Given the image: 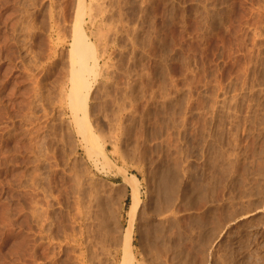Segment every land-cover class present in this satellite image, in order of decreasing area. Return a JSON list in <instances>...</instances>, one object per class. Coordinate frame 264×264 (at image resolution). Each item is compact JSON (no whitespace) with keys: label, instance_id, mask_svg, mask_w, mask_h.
Wrapping results in <instances>:
<instances>
[{"label":"rangeland","instance_id":"1","mask_svg":"<svg viewBox=\"0 0 264 264\" xmlns=\"http://www.w3.org/2000/svg\"><path fill=\"white\" fill-rule=\"evenodd\" d=\"M76 1L0 0V264H70L71 258L76 260L71 264H119L123 248L117 239L129 224L131 197L119 168L139 182L131 231L135 262L264 264V0H84L82 26L96 47L101 44L100 72L89 74L87 102L107 162L100 157L95 163L74 132L64 92L70 86ZM71 159L76 165L83 159L80 168L87 165V173L69 166ZM77 173L84 176L78 179ZM88 178L98 185L90 187ZM74 180L88 183L93 195L84 197L86 206L79 205L81 211L92 209L81 216L72 199L71 190L80 183ZM63 191L67 194L59 196ZM62 219L71 220L64 222L67 227Z\"/></svg>","mask_w":264,"mask_h":264},{"label":"bare ground","instance_id":"2","mask_svg":"<svg viewBox=\"0 0 264 264\" xmlns=\"http://www.w3.org/2000/svg\"><path fill=\"white\" fill-rule=\"evenodd\" d=\"M96 1V0H95ZM111 2V1H110ZM123 2V1H122ZM127 2V1H126ZM133 2V1H132ZM89 3V2H88ZM115 3V2H114ZM117 3V2H116ZM119 3V2H118ZM140 3V2H139ZM205 3V2H204ZM213 3V2H212ZM85 2H84V0H77L76 1V11H75V14H74V19H73V23H72V27H71V41H70V46H69V49H68V61L67 62H69L68 63V67H69V73H70V86H69V88H67V90H65L64 88V92L66 93L65 95H66V97H67V101H68V105L70 106V108H71V110H72V119L71 120H73V122H74V124L73 125H75V131L74 132H77L78 134H79V138H78V140H80L79 142H81V146H82V148H84V150L86 151V154L85 155H87V158H89V159H91L92 160V162L93 163H95L96 162V160H99V158L100 157H102V159L104 160V162H107V159H105V157H106V155H105V148H106V146L103 144V142H101V141H103V140H101V138H100V140H98V138H99V136H100V134L98 133L100 130H98V131H96L94 128H93V126H97L96 124H93V126H92V123L90 122V119H89V117H88V102H87V95H88V93H89V91H90V89H91V82H90V79H89V74L91 73V72H95L96 70H97V72H100V70L98 71V69H99V60H98V56H99V54H98V44L99 45H101L100 43H98V41H97V47H96V43L95 42H93L92 41V39L88 36V34L84 31V28H83V26H82V23H83V20H84V15L86 14L85 13V8L87 7H85ZM102 4V3H101ZM135 4V3H134ZM113 5H115V4H113ZM118 5V4H117ZM131 5V4H130ZM202 5V4H201ZM97 8H98V6H96ZM119 7V6H118ZM18 8V7H17ZM97 8H94L95 10H97ZM141 8H143V7H141ZM208 8V7H207ZM90 9V8H89ZM140 9V8H139ZM144 9V8H143ZM142 9V10H143ZM49 10V9H48ZM91 10V9H90ZM99 10V9H98ZM103 10V9H102ZM101 10V11H102ZM133 10V9H132ZM136 10V9H135ZM141 10V9H140ZM50 11V10H49ZM100 11V12H101ZM212 11V10H211ZM137 12V11H136ZM139 12V11H138ZM210 12V11H209ZM204 13V12H203ZM212 13V12H211ZM87 14H88V12H87ZM90 14V13H89ZM216 14V13H215ZM58 15V14H57ZM204 15V14H203ZM217 15V14H216ZM218 16V15H217ZM48 17V16H47ZM200 17V16H199ZM205 17V16H204ZM211 17V16H210ZM213 17V16H212ZM132 18V17H131ZM134 18V17H133ZM218 18V17H217ZM216 18V19H217ZM55 22V21H54ZM202 22V21H201ZM208 22V21H207ZM52 23V22H51ZM55 24V23H54ZM58 24H60V23H58ZM57 24V25H58ZM204 24H206V22L204 23ZM18 25V24H17ZM56 25V24H55ZM209 25V24H208ZM63 26V25H62ZM61 26V27H62ZM65 26V25H64ZM99 26V25H98ZM212 26H213V24H212ZM50 27H51V25H50ZM57 27V26H56ZM208 27V26H207ZM214 27V26H213ZM20 28V27H19ZM25 28H28V27H25ZM59 28V27H58ZM65 28V27H64ZM211 29V28H210ZM214 29V28H213ZM203 30H205V29H203ZM67 31V30H66ZM207 32V31H206ZM209 32V31H208ZM41 34V33H40ZM201 34V33H200ZM206 34V33H205ZM204 34V35H205ZM209 34H210V32H209ZM200 36V35H199ZM15 39V38H14ZM22 39V38H21ZM23 40V39H22ZM21 40V41H22ZM98 40V39H97ZM201 40V39H200ZM28 41V40H27ZM14 42V41H13ZM95 43V44H94ZM55 44H57L56 42H55ZM104 45V44H103ZM103 45H102V47H103ZM24 46V45H23ZM104 46H106V45H104ZM33 47V46H32ZM102 47H100V48H102ZM104 48V47H103ZM15 49V48H14ZM20 49V48H19ZM29 49V48H28ZM17 50V49H16ZM104 50V49H103ZM17 53V52H16ZM4 55V54H3ZM15 55V54H14ZM25 55V54H24ZM67 56V55H66ZM100 56H101V54H100ZM14 57V56H13ZM32 57V56H31ZM34 58V57H33ZM25 59H26V57H25ZM108 59V58H107ZM19 60V59H18ZM27 60V59H26ZM33 59H31V61H32ZM36 60V59H35ZM29 61V60H28ZM63 61V60H62ZM105 61V60H104ZM66 62V61H65ZM109 62V61H108ZM107 62V63H108ZM32 63V62H31ZM263 63V62H262ZM22 64H23V62H22ZM62 64V63H61ZM103 64H105V62L103 63ZM62 66V65H61ZM107 66V65H106ZM24 67H26V66H24ZM23 68V67H22ZM25 69V68H24ZM28 69V68H27ZM106 69V68H105ZM262 69V68H261ZM32 70V69H31ZM27 71V70H26ZM103 71V70H102ZM111 71V70H110ZM264 71V70H263ZM105 72V71H104ZM23 73V72H22ZM24 73H26V72H24ZM111 73H112V71H111ZM27 74V73H26ZM107 75V74H106ZM21 76H22V74H21ZM27 76V75H26ZM113 76V75H112ZM108 77V76H107ZM64 78V77H63ZM101 80V79H100ZM107 80V79H106ZM35 81V80H34ZM93 82V81H92ZM62 83V82H61ZM65 85V84H64ZM105 85V84H104ZM68 87V86H67ZM99 87V86H98ZM104 87V86H103ZM110 87V86H109ZM57 95V94H56ZM93 95H94V93H93ZM92 97V96H91ZM58 98H59V96H58ZM62 98V97H61ZM98 98V97H97ZM64 99V98H63ZM99 99H101V98H99ZM98 101H100V100H98ZM32 103V102H31ZM98 103V102H97ZM227 103V102H226ZM95 104H96V102H95ZM100 104V103H99ZM103 104H104V102H103ZM183 104V103H182ZM181 104V105H182ZM212 104V103H211ZM210 104V105H211ZM214 105V104H213ZM99 106V105H98ZM241 106V105H240ZM263 106V105H262ZM207 107V106H206ZM261 107V106H260ZM256 108V107H255ZM181 109V108H180ZM179 109V110H180ZM186 109V108H185ZM241 109V108H240ZM239 109V110H240ZM210 110V109H209ZM227 110H229V109H227ZM226 110V111H227ZM252 110V109H251ZM92 111V110H91ZM184 111V110H183ZM223 111V110H222ZM255 111V110H254ZM6 112V111H5ZM180 112V111H179ZM197 112V111H196ZM71 113V112H70ZM92 113H93V111H92ZM113 113V112H112ZM224 113V112H223ZM208 114V113H207ZM222 114V113H221ZM262 114V113H261ZM115 115V114H114ZM185 115V114H184ZM187 115V114H186ZM260 115V114H259ZM71 116V115H70ZM218 116V115H217ZM227 116V115H226ZM253 116V115H252ZM262 116V115H261ZM110 117V116H109ZM182 117V116H181ZM185 117V116H184ZM203 118V117H202ZM207 118V117H206ZM229 117H227V119H228ZM231 119H232V117H230ZM230 118H229V120H230ZM254 118V117H253ZM257 118H258V116H257ZM61 119H63V118H60V120ZM214 119V118H213ZM236 119V118H235ZM241 119V118H240ZM204 120V119H203ZM221 120V119H220ZM225 120H226V118H225ZM237 120V119H236ZM243 120V119H242ZM263 120V119H262ZM113 121H115L116 122V119L115 120H113ZM180 122H181V120H179ZM183 121V120H182ZM186 121V120H185ZM194 121H196V119H194ZM200 121V120H199ZM198 121V122H199ZM217 122H218V120H216ZM228 121V120H227ZM257 121V120H256ZM72 122V123H73ZM179 122V123H180ZM222 122V121H221ZM226 122V121H225ZM254 122V121H253ZM93 123H95V122H93ZM102 123V122H101ZM114 123V122H113ZM112 123V124H113ZM194 123V122H193ZM237 123V122H236ZM242 123V122H241ZM244 123V122H243ZM119 124V123H118ZM216 124V123H215ZM70 125V124H69ZM116 125V124H115ZM121 125V124H120ZM183 125V124H182ZM205 125V124H204ZM213 125V124H212ZM229 125V124H228ZM234 125V124H233ZM246 125V124H245ZM114 126V125H113ZM112 126V127H113ZM189 126V125H188ZM214 126V125H213ZM217 126V125H216ZM237 126H238V124H237ZM242 126V125H241ZM248 126V125H247ZM117 127H118V125H117ZM198 127V126H197ZM200 127V126H199ZM206 127V126H205ZM223 127V126H222ZM96 128H100V127H96ZM115 128V127H114ZM179 128V127H178ZM214 128V127H213ZM249 128V127H248ZM73 129V128H72ZM109 129V128H108ZM111 129H113V128H111ZM189 129V128H188ZM192 129V128H191ZM201 129V128H200ZM212 129V128H211ZM217 129V128H216ZM216 129H214V130H216ZM219 129V128H218ZM62 130V129H61ZM63 130H65V128L63 129ZM67 130V129H66ZM115 130V129H114ZM190 130V129H189ZM253 130V129H252ZM33 131V130H32ZM68 131H69V129H68ZM98 133V135H96L97 133ZM104 131V130H103ZM119 131V130H118ZM123 131V130H122ZM186 131V130H185ZM188 131V130H187ZM212 131V130H211ZM225 131V130H224ZM231 131H232V129H231ZM246 131H247V129H246ZM36 132V131H35ZM39 132V131H38ZM109 132V131H108ZM202 132V131H201ZM222 132V131H221ZM250 132V131H249ZM9 133V132H8ZM66 133V132H65ZM64 133V134H65ZM68 133V132H67ZM105 133V132H104ZM111 133V132H110ZM109 133V134H110ZM216 133V132H215ZM62 134V133H61ZM124 134V133H123ZM207 134V133H206ZM211 134V133H210ZM219 134V133H218ZM9 135V134H8ZM27 135V134H26ZM36 135V134H35ZM106 135H107V133H106ZM126 135V134H125ZM194 135V134H193ZM201 135V134H200ZM220 135V134H219ZM225 135V134H224ZM55 136V135H54ZM60 136V135H59ZM98 136V137H97ZM104 136V135H103ZM121 136V135H120ZM127 136V135H126ZM202 136V135H201ZM221 136V135H220ZM227 136V135H226ZM63 137V136H62ZM67 137H69V136H67ZM72 137V136H71ZM109 137V136H108ZM107 137V138H108ZM214 137H216V136H214ZM218 137V136H217ZM229 137V136H228ZM10 138H12V137H10ZM28 138V137H27ZM59 138V137H58ZM66 138V137H65ZM123 138V137H122ZM185 138V137H184ZM190 138V137H189ZM197 138V137H196ZM195 138V139H196ZM200 138V137H199ZM206 138V137H205ZM223 138H225L224 136H223ZM227 138V137H226ZM32 139V138H31ZM68 139V138H67ZM71 139V138H70ZM109 139V138H108ZM121 139V138H120ZM202 139H203V137H202ZM110 140H111V137H110ZM197 140V139H196ZM210 140V139H209ZM129 141V140H128ZM186 141V140H185ZM200 141V140H199ZM212 141V140H211ZM220 141V140H219ZM224 141V140H223ZM47 142V141H46ZM60 142V141H59ZM69 142V141H68ZM73 142V141H72ZM121 142V141H120ZM144 142V141H143ZM202 142V141H201ZM226 142V141H225ZM240 142V141H239ZM122 143V142H121ZM124 143V142H123ZM140 143V142H139ZM190 143H191V141H190ZM197 143V142H196ZM200 143V142H199ZM224 143V142H223ZM55 144V143H54ZM75 144V143H74ZM207 144V143H206ZM232 144V143H231ZM50 145V144H49ZM186 145V144H185ZM208 145V144H207ZM230 145V144H229ZM35 146V145H34ZM42 146H44V145H42ZM61 147H62V144L60 145ZM60 146H59V148H60ZM71 146V145H70ZM73 146V145H72ZM137 146V145H136ZM210 146V145H209ZM221 146V145H220ZM223 146V145H222ZM52 147V146H51ZM65 147V146H64ZM80 147V146H79ZM183 147V146H182ZM224 147V146H223ZM234 147V146H233ZM237 147V146H236ZM32 148H34V147H32ZM58 148V149H59ZM68 149L70 148V147H67ZM72 148V151L74 152V148L73 147H71ZM186 148V147H185ZM194 148V147H193ZM228 148V147H227ZM230 148V147H229ZM240 148V147H239ZM261 148V147H260ZM52 149H53V147H52ZM81 149V148H80ZM132 149V148H131ZM134 149V148H133ZM32 150V149H31ZM60 150H62V151H60ZM178 150V149H177ZM187 150H188V148H187ZM202 150V149H201ZM225 150H227V149H225ZM224 150V151H225ZM264 150V149H263ZM33 151V150H32ZM58 151H60L62 154L64 153V151L65 150H63V149H59ZM69 151V150H68ZM72 151L71 152H69V154L70 153H72ZM112 151V150H111ZM114 151V150H113ZM186 151V150H185ZM213 151V150H212ZM222 151V150H221ZM228 151L229 150H227V153H228ZM44 152H46V151H44ZM66 152H67V150H66ZM53 153V152H52ZM85 153V152H84ZM192 153V152H191ZM206 153V152H205ZM215 153V152H214ZM252 153V152H251ZM67 156H69L67 153H65ZM106 154H108V153H106ZM225 154V153H224ZM240 154V153H239ZM256 154V153H255ZM46 155V154H45ZM54 155V154H53ZM71 155V154H70ZM179 155V154H178ZM185 155H187V153L185 154ZM229 155V154H228ZM252 155V154H251ZM49 156V155H48ZM61 156H63V155H60V157ZM73 156V155H72ZM188 156V155H187ZM198 156H199V154H198ZM226 156V155H225ZM239 156V155H238ZM54 156H52V158H53ZM55 157H57L56 155H55ZM54 157V158H55ZM73 157H75V156H73ZM72 157V158H73ZM184 157V156H183ZM204 157V156H203ZM233 157V156H232ZM53 158V159H54ZM59 158V157H58ZM61 158H63V157H61ZM76 158V157H75ZM75 158H73V159H75ZM87 158H86V160H87ZM197 158H199V157H197ZM209 158V157H208ZM225 158V157H224ZM230 158V157H229ZM237 158V157H236ZM56 159V158H55ZM60 159V158H59ZM64 159V158H63ZM65 159H68L67 157H65ZM73 159H71L70 161H72ZM77 159H79V157L77 158ZM84 159V158H83ZM82 159V160H83ZM110 159V158H109ZM185 159V158H184ZM222 159V158H221ZM247 159V158H246ZM69 160V159H68ZM78 161V163L79 164H75L74 163V161H72V162H70L69 163V166H70V164H72V163H74L76 166H78V168H80L81 167V165H83L82 163L80 164V162H83V161ZM248 160V159H247ZM62 162L64 161V160H61ZM66 161V160H65ZM87 161H89V160H87ZM183 161V160H182ZM186 161H188V160H186ZM185 161V162H186ZM214 161V160H213ZM229 161V160H228ZM238 161V160H237ZM240 161V160H239ZM243 161V160H242ZM252 161V160H251ZM43 162V161H42ZM75 162H76V160H75ZM91 162V161H90ZM98 162V161H97ZM184 161H183V163H185ZM200 162V161H199ZM222 162V161H221ZM220 162V163H221ZM260 162V161H259ZM48 163V162H47ZM50 163V162H49ZM63 163H65V162H63ZM88 163V162H87ZM101 163V162H100ZM255 163V162H254ZM4 164V163H3ZM35 164H37V163H35ZM39 164V163H38ZM51 164V163H50ZM49 164V165H50ZM74 164H73V167H74ZM99 164V163H98ZM188 164L190 165V162H188ZM192 164V163H191ZM196 164V163H195ZM223 164V163H222ZM224 164H225V162H224ZM227 164V163H226ZM244 164H246V163H244ZM256 164V163H255ZM264 164V163H263ZM6 165V164H5ZM42 165V164H41ZM43 165H46V164H43ZM56 165H57V163H56ZM85 165V164H84ZM101 165V164H100ZM100 165H98V166H100ZM36 166V165H35ZM38 166V165H37ZM50 166H54L53 164L52 165H50ZM68 166V162H67V165H66V167ZM68 166V167H69ZM156 166V165H155ZM158 166V168H159V166L160 165H157ZM194 166V165H193ZM196 166V165H195ZM194 166V167H195ZM222 166V165H221ZM232 166V165H231ZM38 167H40V165L38 166ZM57 167V166H56ZM62 167H63V165H62ZM73 167H71L70 168V170L71 171H73V169H75V168H73ZM83 167V166H82ZM87 165L83 168V169H86V170H88L87 168ZM89 168H90V166H88ZM181 167V166H180ZM184 167V166H183ZM181 168V169H184V168ZM188 167V166H187ZM192 166L190 165V167L189 168H191ZM197 167V166H196ZM195 167V168H196ZM199 167H200V165H199ZM203 167V166H202ZM241 167V166H240ZM257 167V166H256ZM77 168V169H78ZM98 168V167H97ZM223 168V167H222ZM235 168H236V166H235ZM43 169H45V167L43 168ZM47 169V168H46ZM48 169H49V167H48ZM47 169V170H48ZM54 169V168H53ZM63 169V168H62ZM66 169H68V168H66ZM77 169H75V170H77ZM96 169V168H95ZM119 169H121V173H122V175H124L123 177H124V180H126L129 184H130V186H131V190H130V195H131V197H130V202H129V206H128V209H127V213H128V216H129V224H128V226H126L125 228H124V230L122 231V233H121V235L120 236H118V238L119 239H117L118 241H119V243L121 244V248H123V250H122V252H121V254H122V256H121V260L119 259V261H120V263L119 264H139L138 262H140V261H142L141 259H140V261H138V262H135V259H134V254H133V252H132V248H131V246H132V244L133 243H131V231H132V221H133V219H134V216H135V214H136V211H137V209H138V207H139V203H140V197H139V193H138V187H137V182H138V177L135 175V174H131V175H126L125 174V171L122 169V168H119ZM151 169V168H150ZM157 169V168H156ZM160 169V168H159ZM164 169V168H163ZM187 169V168H186ZM199 169V168H198ZM74 170V171H75ZM80 170H81V168H80ZM80 170L78 171V172H80ZM85 170V171H86ZM90 170V169H89ZM99 170V169H98ZM106 170V169H105ZM155 170V169H154ZM192 170H193V167H192ZM200 170V169H199ZM229 170V169H228ZM237 170V169H236ZM256 170H257V168H256ZM55 171V169L53 170V172ZM84 171V170H83ZM83 171L81 170V173H83ZM84 171V173L86 174L87 172H85ZM161 170H159V172H160ZM163 171V170H162ZM204 171V170H203ZM238 171V170H237ZM236 171V172H237ZM52 172V171H51ZM52 172V173H53ZM65 172H67L66 170H65ZM188 172V171H187ZM194 172H195V170H194ZM193 172V173H194ZM36 173V172H35ZM34 173V174H35ZM49 173V172H48ZM68 173H71L69 170H68ZM67 173V174H68ZM74 174H76L75 172H73ZM92 173V172H91ZM142 173H143V171H142ZM191 173V172H190ZM200 174V172H197L195 175H199ZM241 173V172H240ZM244 173H245V171H244ZM64 174H66V173H64ZM78 174H80V173H77V176H78ZM88 174H90V172L88 173ZM224 174V173H223ZM254 174V173H253ZM33 175V174H32ZM45 175H47V174H45ZM58 175H59V173H58ZM61 175H63V174H61ZM69 175V174H68ZM82 175V174H81ZM81 175H79V176H81ZM108 175V174H107ZM157 175V174H156ZM217 175V174H216ZM248 175H250V174H248ZM35 176V175H34ZM41 176V175H40ZM77 176H75L76 178H77ZM79 176H78V179H79ZM82 176H84V175H82ZM92 176V175H91ZM166 176V175H165ZM173 176H175V178H176V174L174 175V173H173ZM251 176V175H250ZM30 177V176H29ZM44 177V176H43ZM56 177V176H55ZM62 177V176H61ZM86 177H87V175H86ZM88 177H89V175H88ZM93 177V176H92ZM97 177V176H96ZM120 177V176H119ZM193 177V176H192ZM198 176H196V177H194V178H197ZM31 178V177H30ZM30 178H27L29 181H30ZM33 178V177H32ZM57 178V177H56ZM56 178H54L53 177V179H56ZM63 178V177H62ZM81 178V177H80ZM85 178V177H84ZM91 178V177H90ZM174 178V177H173ZM182 178V177H181ZM186 178V177H185ZM201 178L202 177H199V179L201 180ZM82 179V178H81ZM87 179V178H86ZM161 179H162V177H161ZM214 179V178H213ZM217 179V178H216ZM248 179V178H247ZM256 179V178H255ZM37 180V179H36ZM39 181H40V179H38ZM37 180V181H38ZM45 180V179H44ZM58 180H59V178H58ZM61 180V179H60ZM63 180V179H62ZM64 180H66V179H64ZM77 180V179H76ZM76 180H74L75 181V184L76 183H78V182H80V180L79 181H77L76 182ZM92 180V179H91ZM165 180V179H164ZM179 180V179H178ZM193 180V179H192ZM204 180V179H203ZM212 180V179H211ZM244 180V179H243ZM28 181V182H29ZM50 181V180H49ZM48 181V182H49ZM53 181H55V180H53ZM68 181V180H67ZM69 181H71V180H69ZM86 181V180H85ZM90 180H89V178H88V182H89ZM180 181H182V180H180ZM188 181V180H187ZM195 181H196V179H195ZM214 181V180H213ZM31 182V181H30ZM46 182H47V180H46ZM71 182H73V180L71 181ZM87 182V181H86ZM110 182V181H109ZM179 182V181H178ZM193 182H194V180H193ZM215 182V181H214ZM25 183V182H24ZM26 183H27V181H26ZM51 183V182H50ZM53 183H55V182H53ZM57 183V182H56ZM91 182H89V184H90ZM92 183H94V179H93V182ZM97 182H95V184H96ZM155 183V182H154ZM180 183V182H179ZM178 183V184H179ZM181 183H183V182H181ZM180 183V184H181ZM197 183L198 184H200V182H198V180H197ZM202 183V182H201ZM221 183V182H220ZM39 184H40V182H39ZM64 184H66V183H64ZM94 184V185H95ZM106 184V183H105ZM114 184V183H113ZM112 184V185H113ZM138 184H139V182H138ZM197 184V185H198ZM242 184V183H241ZM33 185V184H32ZM46 185V184H45ZM57 185V184H56ZM55 185V186H56ZM70 185H72V184H70ZM69 185V186H70ZM86 185H87V187L89 188V186L91 187L93 184H90L89 186H88V183H85L84 181H81L80 183H79V185H77V189L76 190H71L72 192H74V193H72V194H74L75 196H73L72 197V199H75V204H74V206L77 208V211H78V214L80 215V213L82 212V213H87V212H85V210H88V209H86L85 207H82V208H85V209H83V211H81V209H79V205H80V207H81V205L82 206H86V205H84V204H82L83 202V199H84V197H87V194H90L91 192L87 189V187H86ZM93 185V186H94ZM97 185H98V183H97ZM148 185V184H147ZM191 185H193V184H191ZM197 185L196 186H192V187H197ZM201 185V184H200ZM203 185V184H202ZM201 185V186H202ZM221 185V184H220ZM42 186V185H41ZM55 186H53V187H55ZM92 186V188H94ZM96 186V185H95ZM187 186V185H186ZM211 186H213V185H211ZM256 186V185H255ZM19 187H21V186H19ZM36 187V186H35ZM47 188L49 187L50 188V186H46ZM46 187H45V189H44V187H42L44 190H46ZM71 187V186H70ZM70 187H68V188H70ZM98 187V186H97ZM179 187V186H178ZM182 187V186H181ZM96 188V187H95ZM153 188V187H152ZM183 188H185V187H183ZM188 188H190L189 187V184H188V186H187V190H188ZM198 188V187H197ZM202 188V187H201ZM223 188V187H222ZM38 189H39V187H38ZM42 189V190H43ZM51 189V188H50ZM49 189V190H50ZM56 189V188H55ZM61 189H64V188H61ZM60 188H58V192H60V190H61ZM71 189V188H70ZM74 189V188H73ZM115 189V188H114ZM193 188H191V190H192ZM245 189V188H244ZM21 190V189H20ZM24 190V189H23ZM30 190V189H29ZM37 190V189H36ZM40 190V189H39ZM38 190V191H39ZM48 190V189H47ZM46 190V191H47ZM52 190V189H51ZM89 192H88V191ZM97 190V189H96ZM156 190V189H155ZM183 190V189H182ZM182 190H180V192L182 191ZM185 190V189H184ZM202 190V189H201ZM200 190V191H201ZM242 190V189H241ZM31 191H32V189H31ZM92 191V190H91ZM93 191H95L94 189H93ZM93 191H92V194H94L93 193ZM193 191H194V189H193ZM98 192H99V190H98ZM204 192V191H203ZM44 193H46V192H44ZM49 193V192H48ZM63 194L62 195H60L59 194V196H63L64 197V195H66L67 193H65L64 191L62 192ZM65 193V194H64ZM100 193V192H99ZM99 193H96V194H94V196L95 195H97V194H99ZM114 193V192H113ZM188 193V192H187ZM187 193H186V196H187ZM189 193H191V191L189 192ZM193 193V192H192ZM102 194H104V192L102 193ZM185 194V193H184ZM202 194H204V193H202ZM251 194V193H250ZM19 195V194H18ZM68 195L70 196V193H68ZM67 195V196H68ZM174 195V194H173ZM181 195V194H180ZM198 195V194H197ZM201 195V194H200ZM246 195V194H245ZM40 196V195H39ZM49 196H51L50 194H49ZM67 196H65V199L66 198H68ZM90 196H91V194H90ZM156 196V195H155ZM183 196V195H182ZM194 196V195H193ZM202 196V195H201ZM24 197V196H23ZM48 197V196H47ZM88 197H89V195H88ZM87 197V198H88ZM91 197H93V195L91 196ZM97 197V196H96ZM95 197V198H96ZM164 197V196H163ZM195 197V196H194ZM27 198V197H26ZM30 198V197H29ZM39 198V197H38ZM45 198V197H44ZM87 198H85V199H87ZM90 198V197H89ZM95 198H93V199H95ZM172 198V197H171ZM178 198V197H177ZM197 198V197H196ZM18 199V198H17ZM104 199V198H103ZM115 199V198H114ZM173 199V198H172ZM213 199V198H212ZM231 199V198H230ZM239 199H241V198H239ZM33 200V199H32ZM60 200H63L62 198L60 199ZM88 200V199H87ZM91 199H89V203H91V201H94V200H91ZM96 200V199H95ZM100 200V199H99ZM99 200L97 199V201L96 202H98L97 204L98 205H100L99 203ZM168 200V199H167ZM190 200V199H189ZM232 200L234 201V199L232 198ZM72 201V200H71ZM74 201V200H73ZM72 201V202H73ZM85 202H86V200H84ZM20 202V201H19ZM37 202V201H36ZM35 202V203H36ZM66 202V201H65ZM65 202H63V203H65ZM168 202V201H167ZM210 202V201H209ZM31 203V202H30ZM34 203V202H33ZM71 203V202H70ZM68 204V205H73V203H71V204ZM116 203V202H115ZM154 203V202H153ZM211 203V202H210ZM218 203V202H217ZM25 203H23V205H24ZM32 204V203H31ZM65 204H67V203H65ZM87 204V203H86ZM20 205V204H19ZM26 205V204H25ZM87 205H89V204H87ZM93 205H94V203H93ZM104 205V204H103ZM116 205V204H115ZM217 205V204H216ZM224 205V204H223ZM20 206H22V205H20ZM32 206V205H31ZM33 206H35V205H33ZM33 206H32V208H33ZM56 206V205H55ZM60 206V205H59ZM143 206V205H142ZM166 206V205H165ZM210 206V205H209ZM97 207V206H96ZM38 208V207H37ZM47 208V207H46ZM50 208V207H49ZM104 208V207H103ZM159 208V207H158ZM53 209V208H52ZM162 209H163V207H162ZM161 209V210H162ZM208 209H210V208H208ZM212 209V208H211ZM214 209V208H213ZM225 209V208H224ZM50 210V209H49ZM54 210V209H53ZM61 210H62V208H61ZM92 210V209H91ZM90 209L88 210L89 212L91 211ZM157 210V209H156ZM161 210H160V213H161ZM231 210V209H230ZM35 211V210H34ZM41 211V210H40ZM45 211V210H44ZM52 211V210H51ZM63 211H64V209H63ZM76 211V210H75ZM102 211V210H101ZM105 211H107V210H105ZM158 211H159V209H158ZM163 212H162V214H164V212H166V209H165V211L164 210H162ZM27 212H29V211H27ZM26 212V213H27ZM50 212V211H49ZM61 212V211H60ZM88 212V213H89ZM157 212V211H156ZM167 212H168V209H167ZM31 213V212H30ZM36 213V212H35ZM35 213H34V215H35ZM42 213H43V211H42ZM52 213V212H51ZM54 213V212H53ZM64 213V215H65V213H67V212H63ZM62 213V214H63ZM77 213V212H76ZM99 213V212H98ZM98 213H97V215H98ZM109 213V212H108ZM149 213H150V211H149ZM148 213V214H149ZM174 213V212H173ZM28 214V213H27ZM60 214V213H59ZM94 214V213H93ZM161 214V215H162ZM172 214V213H171ZM25 215V214H24ZM31 215V214H30ZM40 215V214H39ZM51 215H53V214H51ZM68 215V214H67ZM66 215V216H67ZM79 215L77 216L78 218H79ZM108 215V214H107ZM158 215V214H157ZM160 215V214H159ZM168 214H165V216H167ZM38 216V215H37ZM45 216V215H44ZM47 216V215H46ZM61 216V215H60ZM65 216V217H66ZM81 216V215H80ZM138 216V215H137ZM170 216V215H169ZM201 216H202V213H201ZM39 217V216H38ZM57 217V216H56ZM65 217H63V219H65ZM68 217H72V216H70V214H69V216ZM76 217V216H75ZM98 217V216H97ZM100 217V216H99ZM109 217V216H108ZM150 217V216H149ZM148 217V218H149ZM29 218H31V217H29ZM33 218V217H32ZM35 218H37V217H35ZM58 218V217H57ZM56 218V219H57ZM73 218V217H72ZM78 218H77V220H78ZM80 218H82V217H80ZM85 218V217H84ZM101 218V217H100ZM104 218V217H103ZM161 218V217H160ZM167 218V217H166ZM171 218V217H170ZM42 219V218H41ZM53 219V218H52ZM63 219H62V224H64V222L65 221H67V222H69V221H71V220H64L63 221ZM68 219V218H67ZM71 219V218H70ZM76 219V218H75ZM168 219H169V217H168ZM36 221V219H33V221ZM40 220V219H39ZM58 220H59V218H58ZM58 220H57V222H58ZM83 220V219H82ZM85 221H86V219H84ZM139 220V219H138ZM146 220H147V218H146ZM171 220V219H170ZM24 221H26V219L24 220ZM29 221V220H28ZM34 221V222H35ZM41 221V220H40ZM52 221H54V220H52ZM79 221H81V220H79ZM90 221V220H89ZM159 221V220H158ZM172 221V220H171ZM22 222V221H21ZM30 222V221H29ZM45 222V221H44ZM55 222V221H54ZM53 222V223H54ZM60 222H61V218H60ZM74 222V221H73ZM76 222V221H75ZM74 222V223H75ZM82 222V221H81ZM87 222V221H86ZM107 222V221H106ZM109 222V221H108ZM155 222V221H154ZM36 223V222H35ZM39 223V222H38ZM66 223V222H65ZM70 223V222H69ZM68 223V224H69ZM73 223V224H74ZM88 223V222H87ZM99 223H101V222H99ZM103 223H104V221H103ZM111 223V222H110ZM159 223H160V221H159ZM56 224V226H57V224L58 223H55ZM54 224V225H55ZM60 224V223H59ZM68 224H66V225H68ZM72 224V223H71ZM70 224V225H71ZM109 224V223H108ZM163 223L161 222V225H162ZM40 225V224H39ZM65 224H64V226H66ZM70 225L68 226V227H70ZM79 225H81L80 223H79ZM78 225V226H79ZM99 225V224H98ZM116 225V224H115ZM142 225V224H141ZM145 225V224H144ZM156 225H158V223L156 224ZM170 225H172V224H170ZM41 226V225H40ZM50 226V225H49ZM61 225H59V226H57L58 228L60 227ZM75 226V225H74ZM76 226H77V223H76ZM159 226V225H158ZM195 226V225H194ZM24 227V226H23ZM27 227V226H26ZM43 227V226H42ZM67 227V226H66ZM65 227V228H66ZM84 227V226H83ZM99 227V226H98ZM109 227H110V225H109ZM163 227V226H162ZM179 227V226H178ZM37 228V227H36ZM51 227H49V229H50ZM56 228V227H55ZM54 227L52 228L53 230L55 229ZM62 228V227H61ZM64 228V227H63ZM62 228V229H63ZM74 228V227H73ZM80 228H81V226H80ZM85 228V227H84ZM100 228V227H99ZM103 228V227H102ZM106 228V227H105ZM197 228V227H196ZM28 229V228H27ZM26 229V230H27ZM46 229V228H45ZM48 229V230H49ZM61 229V230H62ZM71 229V228H70ZM78 229V228H77ZM76 229V230H77ZM162 229V228H161ZM174 229V228H173ZM43 230V229H42ZM60 230V231H61ZM74 230H75V228H74ZM82 229H80V231H81ZM84 230V229H83ZM139 230V229H138ZM176 230V229H175ZM23 231V230H22ZM56 231V230H55ZM62 231H67V229L65 230H62ZM78 231V230H77ZM86 231V230H85ZM160 231V230H159ZM23 232H25V231H23ZM43 232V231H42ZM79 232V231H78ZM78 232H76L77 234H78ZM81 232H83V231H81ZM81 232H80V234H81ZM90 232V231H89ZM137 232V231H136ZM148 232V231H147ZM45 233V232H44ZM68 233V232H67ZM70 233V232H69ZM71 233H72V231H71ZM84 233V232H83ZM95 233V232H94ZM142 233V232H141ZM161 233H162V231H161ZM183 233V232H182ZM27 234V233H26ZM51 234V233H50ZM74 234V233H73ZM143 234V233H142ZM150 234V233H149ZM152 234V233H151ZM150 234V235H151ZM164 234V233H163ZM180 234V233H179ZM67 236H68V234H66ZM76 235V234H75ZM74 235V236H75ZM84 235V234H83ZM91 235V234H90ZM140 235V234H139ZM147 235V234H146ZM154 235L155 236H157L156 235V233L154 232ZM159 235H160V232H159ZM27 236V235H26ZM39 236V235H38ZM70 234H69V238H70ZM73 236V237H74ZM80 236V235H79ZM78 236V237H79ZM95 236V235H94ZM101 236V235H100ZM116 236V235H115ZM154 236V238H156ZM23 237V236H22ZM76 237V236H75ZM91 237V236H90ZM103 237V236H102ZM102 237H101V239H102ZM105 237V236H104ZM107 237V236H106ZM111 237V236H110ZM117 237V236H116ZM24 238H25V236H24ZM35 238H36V236H35ZM48 238V237H47ZM72 238V237H71ZM82 238V237H81ZM93 238V237H92ZM114 238V237H113ZM112 238V239H113ZM133 238V237H132ZM184 238V237H183ZM37 239H38V237H37ZM49 239V238H48ZM52 239V238H51ZM50 239V240H51ZM91 239V238H90ZM90 239L88 240L89 242H90ZM186 239V238H185ZM40 240V239H39ZM42 240V239H41ZM45 240V239H44ZM86 240V239H85ZM95 240V239H94ZM93 240V241H94ZM116 240V241H117ZM140 240V239H139ZM154 240H156V239H154ZM166 240H167V238H166ZM27 241V240H26ZM46 241V240H45ZM44 241V242H45ZM169 241V240H168ZM40 242V241H39ZM95 242H97V241H95ZM108 242V241H107ZM141 242V241H140ZM151 242V241H150ZM24 243H27V242H24ZM23 243V244H24ZM34 243H35V241H34ZM42 243V242H41ZM47 244H48V242H46ZM45 243V244H46ZM101 244H102V242H100ZM72 244V243H71ZM97 244V243H96ZM115 244H116V242H115ZM140 244V243H139ZM141 244H142V242H141ZM44 245V244H43ZM100 245V244H99ZM104 245V244H103ZM118 245V244H117ZM33 246H34V244H33ZM36 246V245H35ZM68 246V245H67ZM75 246H77V245H75ZM108 246V245H107ZM111 246H113V245H111ZM41 247V246H40ZM73 247H74V245H73ZM78 247V246H77ZM85 247V246H84ZM100 247V246H99ZM140 247H142V246H140ZM144 247H145V245H144ZM154 247V246H153ZM165 247V246H164ZM47 248V247H46ZM75 248V247H74ZM103 248H105V247H103ZM103 248H102V250H103ZM34 249H36V247L34 248ZM45 249V248H44ZM71 249H72V247H71ZM78 249V248H77ZM80 249H81V247H80ZM89 249V248H88ZM87 249V250H88ZM98 249V248H97ZM144 249V248H143ZM142 249V250H143ZM47 250V249H46ZM84 250V249H83ZM101 250V249H100ZM116 250H117V248H116ZM141 250V249H140ZM66 251V250H65ZM64 251V252H65ZM208 251V250H207ZM62 252V251H61ZM74 252V251H73ZM72 252V253H73ZM102 252V251H101ZM170 252V251H169ZM34 253V252H33ZM40 253V252H39ZM57 253V252H56ZM66 253V252H65ZM250 253V252H249ZM77 254V253H76ZM85 254V253H84ZM44 255V254H43ZM51 255H53V253L51 254ZM72 255V254H71ZM82 255H83V253H82ZM81 255V256H82ZM91 255V254H90ZM113 255V254H112ZM151 255V254H150ZM159 255V254H158ZM183 255V254H182ZM73 256H74V254H73ZM78 256V255H77ZM92 256H93V254H92ZM49 257V256H48ZM57 257V256H56ZM172 257H173V255H172ZM77 258V257H76ZM79 258V257H78ZM85 258V257H84ZM89 258V257H88ZM102 258V257H101ZM142 258V257H141ZM159 258V257H158ZM183 258V257H182ZM63 259H65L64 257H63ZM66 259H68V258H66ZM72 259V258H71ZM71 259H70V264L72 263L71 262ZM83 259V258H82ZM107 259V258H106ZM74 259H72V261H73ZM161 260V259H160ZM54 261V260H53ZM62 261V260H61ZM74 261H76V260H74ZM82 261V260H81ZM108 261V260H107ZM155 261V260H154ZM79 262V261H78ZM97 262V261H96ZM99 262V261H98ZM160 262V261H159ZM63 263V262H62ZM68 263V262H67ZM75 262H73V264H74ZM94 263V262H93ZM189 263H191V262H189ZM220 263V262H219ZM76 264V263H75ZM82 264V263H81ZM106 264V263H105ZM142 264V263H141ZM146 264V263H145ZM148 264V263H147ZM152 264V263H151ZM163 264V263H162ZM194 264V263H193Z\"/></svg>","mask_w":264,"mask_h":264}]
</instances>
